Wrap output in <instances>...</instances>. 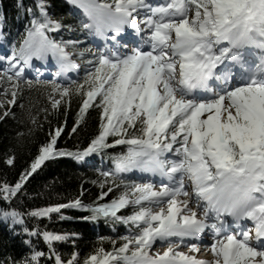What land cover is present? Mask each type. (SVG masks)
Returning a JSON list of instances; mask_svg holds the SVG:
<instances>
[{
	"label": "snow or ice",
	"instance_id": "6c2138e0",
	"mask_svg": "<svg viewBox=\"0 0 264 264\" xmlns=\"http://www.w3.org/2000/svg\"><path fill=\"white\" fill-rule=\"evenodd\" d=\"M65 3L68 17L57 18L49 0L27 8L18 0L27 24L0 53V121L15 120L19 107L31 126L17 140L44 123L50 129L17 179L0 180L7 205L0 221L26 237L25 253L0 264H264V0ZM32 93L43 103H33ZM90 109L99 124L86 145L58 147L87 123ZM63 157L80 166L107 161L90 181L99 188L94 200L84 202L82 186L63 203L12 207L46 162ZM2 162L14 168L15 152ZM67 210L103 221L114 237L100 236L82 257L78 233L40 226L52 214L71 219ZM69 242L65 255L58 245ZM202 250L211 258H197Z\"/></svg>",
	"mask_w": 264,
	"mask_h": 264
},
{
	"label": "trees",
	"instance_id": "16d2710c",
	"mask_svg": "<svg viewBox=\"0 0 264 264\" xmlns=\"http://www.w3.org/2000/svg\"><path fill=\"white\" fill-rule=\"evenodd\" d=\"M18 0H0V15L5 19V40L8 48L9 43L19 39V34L23 33L24 27L27 24L28 17L23 12L17 10ZM52 4L50 11L57 18L68 17L70 11L65 0H49ZM24 6L34 7V0H23ZM71 19H66L65 23H71ZM10 33V35H8ZM82 38V37H81ZM33 103H43V99H36V94H31ZM27 104L28 99L23 101ZM78 106V99L73 98L71 110L67 118V130L70 131L74 123L75 115ZM12 111L16 114V119L8 118L0 121V180L7 179L9 182H14L20 171L25 168L35 155L39 145L45 142L47 133L50 130L49 125L44 123L42 130H36L29 138L26 137L17 140L16 133L18 131L27 133L31 126L27 120V112L22 111L19 107L13 108ZM42 119V118H41ZM87 123L82 125L77 134L73 137L62 135L58 140V147L65 149H73L75 146H84L87 141L96 133L99 124V112L95 109H90L86 117ZM64 117L52 118V124L55 126L62 123ZM13 150L16 155L15 167H6L3 164V158L9 150ZM119 150V148H117ZM91 164V163H90ZM96 166H80L69 157L59 158L55 161L46 162V165L39 170L37 174L27 184V196L22 200L15 201L12 207L21 211H26L35 207H43L49 204L63 203L69 199H73L80 195L82 186L85 195L82 197L85 203H89L95 199L99 192V188L90 183L91 180L97 178ZM28 197H32L29 199ZM7 205L0 203V208ZM71 219L61 221L56 214H52L51 220L44 219L40 221V226H47L49 230L58 232H75L79 234L76 240V250L81 256L87 255L100 236H113L111 228L103 221L99 223L86 222L80 217L87 215L86 212L67 210L63 213ZM35 221H29L28 226L31 227ZM16 231H20L17 227ZM117 231L123 235L125 228L118 226ZM26 239L23 235H14L9 223L0 221V258L6 255L20 256L26 251L25 245L22 243ZM33 243H38L34 239ZM110 247L109 245H105ZM43 247V244H40ZM59 249L67 255L73 251V248L68 244L58 245ZM44 264V262H42Z\"/></svg>",
	"mask_w": 264,
	"mask_h": 264
},
{
	"label": "rangeland",
	"instance_id": "374dc122",
	"mask_svg": "<svg viewBox=\"0 0 264 264\" xmlns=\"http://www.w3.org/2000/svg\"><path fill=\"white\" fill-rule=\"evenodd\" d=\"M89 45H84V47H88ZM82 62V61H81ZM4 100V96L3 95H0V101H3ZM94 164H99V163H94ZM99 165H101V164H99ZM105 166V165H104ZM103 166V167H104ZM184 247H182L181 249H180V251L183 249ZM156 250H162V249H159V247H157V249Z\"/></svg>",
	"mask_w": 264,
	"mask_h": 264
}]
</instances>
